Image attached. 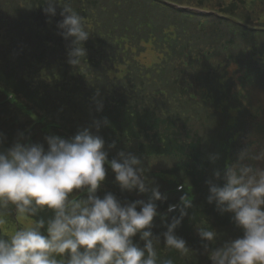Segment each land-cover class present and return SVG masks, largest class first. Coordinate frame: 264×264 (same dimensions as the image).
<instances>
[{"label":"trees","instance_id":"1","mask_svg":"<svg viewBox=\"0 0 264 264\" xmlns=\"http://www.w3.org/2000/svg\"><path fill=\"white\" fill-rule=\"evenodd\" d=\"M216 1L221 11L264 25V0ZM70 3L79 15L91 19L87 21L91 35L83 44L87 55L79 66L68 63L71 41L65 40L57 28L63 19L61 5H56V15L51 17L45 15L44 0H0V37L7 35L11 42L8 48L4 45L5 50L0 49V133L6 137L3 148L12 146L18 132L46 146L41 128L31 129L34 118L4 103L5 97L12 95L14 101L43 121L52 135L67 139L89 128L104 139L109 160L121 151L130 152L149 168V175L166 172L193 185L194 207L177 235L194 252L182 256L163 249L166 223L179 216V210L167 216V221H155L151 230L161 236L158 251L162 259L171 258L174 264H206L207 257L196 255V251L204 253L198 225H209L219 233L216 246L243 235L230 214L221 215L214 204L208 203V181H215L212 144L216 140L212 137L217 127L222 130L211 94L219 96V82L225 80L233 101L246 100L258 114L264 105V35L251 34L215 18L190 17L193 20L171 23L164 17H169V10L149 0ZM137 14L158 17L148 23ZM50 22L55 23L53 30ZM160 26L177 36L174 44H162V36L157 34ZM120 34L134 40L137 47L133 51L151 49L156 66L140 64L137 55L123 58L122 45L112 47ZM231 64L237 69L228 75ZM98 103H102V111L97 110ZM105 120L108 124L101 123L97 131L95 122ZM253 127L248 124L242 129L237 145H247ZM226 135L230 139L231 134ZM237 145L233 157L238 153ZM154 179L165 195L167 186ZM106 192L129 202L147 201L151 196L150 192L121 189L111 169H107L97 194L102 197ZM176 200L167 196L166 201L157 202L159 211ZM50 215L42 214L44 218ZM134 242L143 247L139 235Z\"/></svg>","mask_w":264,"mask_h":264},{"label":"clouds","instance_id":"2","mask_svg":"<svg viewBox=\"0 0 264 264\" xmlns=\"http://www.w3.org/2000/svg\"><path fill=\"white\" fill-rule=\"evenodd\" d=\"M44 3L45 15L51 17L57 4L63 7L57 28L71 41L68 63L79 66L87 55L83 44L91 35L90 26L70 0ZM102 108L98 103L97 110ZM101 123L108 121H96L97 131ZM5 140L0 133V264H174L171 258H161V236L151 230L155 218L167 221L157 203L167 196L138 156L121 151L109 160L104 139L89 128L67 139L48 135L46 146L24 132H18L7 149ZM216 159L212 157L213 162ZM106 166L121 189L150 192V198L129 202L112 192L99 196ZM214 176L215 181H208V203L221 215L230 214L243 235L216 246L219 233L209 225H198L204 253L211 264H264V149L241 152ZM177 191L184 194L167 211L178 209L179 216L166 223L163 249L186 256L193 252L177 229L194 204L185 184H178ZM13 213L23 226L8 231L7 218ZM45 213L51 215L44 218ZM137 235L143 247L134 242Z\"/></svg>","mask_w":264,"mask_h":264},{"label":"rangeland","instance_id":"3","mask_svg":"<svg viewBox=\"0 0 264 264\" xmlns=\"http://www.w3.org/2000/svg\"><path fill=\"white\" fill-rule=\"evenodd\" d=\"M10 44H11V42L8 40V36L7 35H2L0 37V49L1 50H5L6 47L8 48L10 46ZM4 45H7V46L4 47ZM5 99H6V97H5ZM12 105H14L17 108V110H19L21 113H25V116L34 118L33 123L31 124V129H36V131H38L37 130L38 128L46 129V131H44V132H41V129H39V132L43 133L46 136L52 135L51 131L44 125L43 121H41L40 119L36 118V116L34 117L33 115H31V113L28 112L27 109L24 108L19 102L13 101ZM259 145L261 147V150L264 149V146H263L264 145V139H262L259 142ZM22 226L23 225L21 223L16 221L14 213H13V215H10L7 218L6 228H7L8 231H13V230L19 229Z\"/></svg>","mask_w":264,"mask_h":264},{"label":"bare ground","instance_id":"4","mask_svg":"<svg viewBox=\"0 0 264 264\" xmlns=\"http://www.w3.org/2000/svg\"><path fill=\"white\" fill-rule=\"evenodd\" d=\"M209 20V18H207Z\"/></svg>","mask_w":264,"mask_h":264}]
</instances>
